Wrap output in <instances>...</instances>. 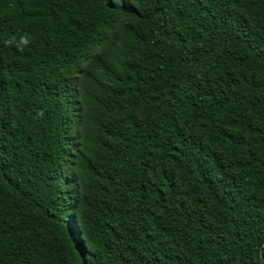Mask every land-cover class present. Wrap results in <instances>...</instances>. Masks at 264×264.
<instances>
[{"label":"trees","instance_id":"1","mask_svg":"<svg viewBox=\"0 0 264 264\" xmlns=\"http://www.w3.org/2000/svg\"><path fill=\"white\" fill-rule=\"evenodd\" d=\"M0 264H264V0H0Z\"/></svg>","mask_w":264,"mask_h":264}]
</instances>
